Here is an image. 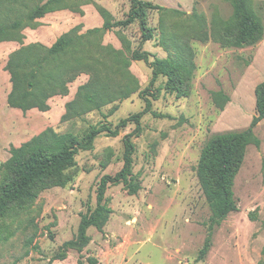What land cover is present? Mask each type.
Returning <instances> with one entry per match:
<instances>
[{"label":"rangeland","instance_id":"1","mask_svg":"<svg viewBox=\"0 0 264 264\" xmlns=\"http://www.w3.org/2000/svg\"><path fill=\"white\" fill-rule=\"evenodd\" d=\"M44 1L17 0L15 9ZM130 10V0H62L59 9L36 18L34 28L22 29V39L0 42V183L11 147L46 127L83 141L93 128L113 130L142 111L144 97L153 111L138 128L129 122L117 135H97L63 171L70 177L65 185L39 190L30 204L0 219V233H13L0 242V264H88L89 257L97 264H264V119L254 127L259 146L246 147L234 178L236 209L213 228L201 259L211 213L197 176L205 143L214 134L245 129L256 113V88L264 82V0H140V20ZM105 20L110 26L101 29ZM73 28L80 36L101 30L82 38L80 60L87 66L66 93L49 98L47 111L10 107V55L29 44L49 47ZM120 57L133 80L125 98L118 93L124 83ZM161 59L186 67L180 74L186 87L167 76L151 82L150 63ZM94 78L96 88L116 90L114 100L62 120L66 104ZM127 134L134 148L128 178L138 189L108 183L100 203L103 227H89L84 246H68L63 259L51 261L76 237L81 215L97 206L101 178L122 169Z\"/></svg>","mask_w":264,"mask_h":264},{"label":"trees","instance_id":"2","mask_svg":"<svg viewBox=\"0 0 264 264\" xmlns=\"http://www.w3.org/2000/svg\"><path fill=\"white\" fill-rule=\"evenodd\" d=\"M17 0H0V42L22 39L20 33L26 27L34 28L36 18L60 8L62 0H46L35 4L33 7L22 11L15 9ZM131 10L129 15L133 19L140 20V0H130ZM22 6L21 3H18ZM142 25V24H141ZM110 24L105 20L103 28ZM100 28L90 29L82 36L76 34V28L60 35L49 47L40 43L29 44L14 51L6 64L10 74L12 91L7 96V104L10 107L28 110L37 108L47 111V100L55 95L66 93L67 84L71 82L77 71L87 64L80 60L84 51L85 36L97 34ZM67 54L73 57L63 59ZM135 58L148 61L146 54L137 55ZM117 64L124 78V83L119 90L120 97H127L130 90L132 76L128 73V62L123 57ZM53 65V66H52ZM52 66V67H51ZM152 83L159 76H167L168 81L178 84L181 89L186 87L181 80V72L186 67L176 63L172 59H161L151 62ZM129 79L128 81H126ZM186 81V80H185ZM97 83L93 79L79 87V97L66 104V113L62 120L84 114L92 109H98L107 102L114 100L116 90L96 88ZM31 87V89H28ZM186 92V90H183ZM78 102L77 108H72ZM145 106L142 111L123 119L117 126L110 130L106 127L93 128L83 141H79L71 133H57L51 127H46L29 140L10 149V157L4 166V176L0 183V219L8 217L17 205L24 202L30 204L41 189L53 186H63L70 179L64 174V170L75 165V155L82 149H87L94 138L102 132L109 135H117L119 129L124 128L129 122L139 127L141 117L151 112V101L144 97ZM76 109H80L76 111ZM76 111V112H73ZM153 112V111H152ZM264 119V82L256 88V113L249 125L240 131H229L214 134L203 146L197 166V176L210 209L209 233L198 259L205 256L210 247L212 230L232 211L236 209L233 192L234 178L237 174L246 147L249 144L259 146L260 140L254 134V127ZM127 134L123 137L124 155L123 167L114 176H103L99 181L96 198L97 206L88 214L81 215L76 237L62 244L63 252L54 256L52 260L63 259L66 247H82L86 244V231L95 226L101 229L106 222L104 212L106 209L100 204L108 183L122 182L131 192H135L138 186L129 180L132 154L134 151L131 137ZM13 235L12 232L0 233V242H5ZM88 264H97L93 257L87 258ZM78 264H84L78 262Z\"/></svg>","mask_w":264,"mask_h":264}]
</instances>
